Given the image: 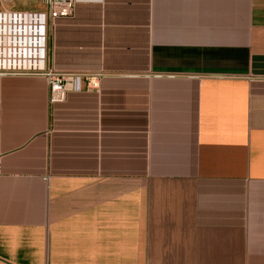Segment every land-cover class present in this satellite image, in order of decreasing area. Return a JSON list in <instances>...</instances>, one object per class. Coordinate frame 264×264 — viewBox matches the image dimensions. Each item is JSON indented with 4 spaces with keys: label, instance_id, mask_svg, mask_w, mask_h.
<instances>
[{
    "label": "crops",
    "instance_id": "crops-1",
    "mask_svg": "<svg viewBox=\"0 0 264 264\" xmlns=\"http://www.w3.org/2000/svg\"><path fill=\"white\" fill-rule=\"evenodd\" d=\"M49 103L0 72V264H264V0H77Z\"/></svg>",
    "mask_w": 264,
    "mask_h": 264
},
{
    "label": "built area",
    "instance_id": "built-area-1",
    "mask_svg": "<svg viewBox=\"0 0 264 264\" xmlns=\"http://www.w3.org/2000/svg\"><path fill=\"white\" fill-rule=\"evenodd\" d=\"M42 10L23 11L16 0H0V72L41 73L49 86V103H63L69 92L100 87L99 72L67 71L48 63L50 32L70 19L77 0H40Z\"/></svg>",
    "mask_w": 264,
    "mask_h": 264
},
{
    "label": "rangeland",
    "instance_id": "rangeland-1",
    "mask_svg": "<svg viewBox=\"0 0 264 264\" xmlns=\"http://www.w3.org/2000/svg\"><path fill=\"white\" fill-rule=\"evenodd\" d=\"M15 6L23 11L42 10L44 8L40 0H16Z\"/></svg>",
    "mask_w": 264,
    "mask_h": 264
}]
</instances>
